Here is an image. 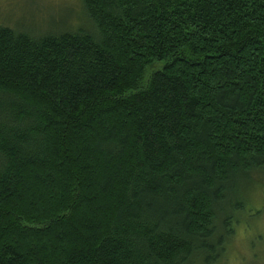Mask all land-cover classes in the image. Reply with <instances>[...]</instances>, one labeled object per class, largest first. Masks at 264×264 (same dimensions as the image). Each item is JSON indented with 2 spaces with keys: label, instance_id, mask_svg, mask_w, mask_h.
<instances>
[{
  "label": "trees",
  "instance_id": "obj_1",
  "mask_svg": "<svg viewBox=\"0 0 264 264\" xmlns=\"http://www.w3.org/2000/svg\"><path fill=\"white\" fill-rule=\"evenodd\" d=\"M67 8L0 21V264H218L264 178V0Z\"/></svg>",
  "mask_w": 264,
  "mask_h": 264
},
{
  "label": "rangeland",
  "instance_id": "obj_2",
  "mask_svg": "<svg viewBox=\"0 0 264 264\" xmlns=\"http://www.w3.org/2000/svg\"><path fill=\"white\" fill-rule=\"evenodd\" d=\"M73 2L75 0H0V21L51 23V16L63 14L68 7L67 13ZM256 180L262 182L261 188ZM256 180L259 190L256 188V192L249 194L246 206L250 216H240L234 236L218 264H264V178Z\"/></svg>",
  "mask_w": 264,
  "mask_h": 264
}]
</instances>
